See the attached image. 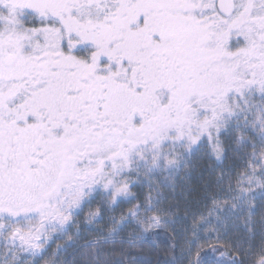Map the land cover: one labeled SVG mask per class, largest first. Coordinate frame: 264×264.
Returning <instances> with one entry per match:
<instances>
[{
    "label": "snow or ice",
    "instance_id": "snow-or-ice-1",
    "mask_svg": "<svg viewBox=\"0 0 264 264\" xmlns=\"http://www.w3.org/2000/svg\"><path fill=\"white\" fill-rule=\"evenodd\" d=\"M226 141L244 170L221 172L212 211L194 218L179 258L165 264H264V0H0L6 261L16 264L19 249L39 264L48 237L66 235L98 197L89 220L138 200L131 189L143 175L171 177L202 145L222 163ZM160 203L156 188L110 217L106 238L77 264H125L106 246L129 227L134 243L174 226L180 218ZM241 217L244 233L228 247L199 243L228 236Z\"/></svg>",
    "mask_w": 264,
    "mask_h": 264
},
{
    "label": "trees",
    "instance_id": "trees-1",
    "mask_svg": "<svg viewBox=\"0 0 264 264\" xmlns=\"http://www.w3.org/2000/svg\"><path fill=\"white\" fill-rule=\"evenodd\" d=\"M208 158L204 162V158H198L197 162L194 161L191 167L187 170L189 174H186V170L180 171L173 174L171 177L179 176L180 180H172L170 182L171 191L168 193V197L165 199L166 208L170 209V218L176 220L177 217L180 219L177 223L173 225H168L163 229H153L146 233L143 237L136 239L134 243H129L132 237L126 235H120L111 239L110 243L106 246L108 248L115 249V258H123L125 264H165L174 257L179 258V249L175 245L179 242L181 245L184 243V238H191V226L195 221L200 220V213L207 215L208 211L207 205L211 204V201L207 199L210 192H218L219 188L217 186V180L220 177L222 171L227 169H235L236 173L243 170L241 167L237 166L239 164L238 153L232 155L228 150L227 159L222 158V163L217 161V159L210 155V149L208 146ZM227 149L228 146H225ZM202 148V147H201ZM201 152L198 151L191 152L189 155L191 159H195L194 153ZM180 175H183L182 177ZM154 175L147 176L143 175V179L140 184H144V181H151L154 179ZM147 184V183H146ZM166 187V186H165ZM167 186V189L170 188ZM163 194L161 196V199ZM223 197V196H222ZM220 197V199L222 198ZM162 202V200H161ZM228 202V201H227ZM163 205V204H162ZM255 219H259V214ZM212 227H215V221ZM228 236H223L221 233L220 239L214 238L216 236H209V231L206 229L203 233L204 236H209L207 242L203 239L199 241L203 244L205 248L209 246H219L221 248L228 247L232 238L244 233L245 219L241 217L235 222V226L228 224ZM259 225H257V228ZM251 229V225H249ZM104 239V236H97L90 239L80 241L75 243V246L69 248L66 252H60L59 260L60 264H77L78 261L86 259V256H82L89 249L85 247L90 241L96 238ZM260 237L257 235L256 240L259 241ZM95 248V245L91 246ZM123 248L125 251L121 253L120 249ZM203 251V249H201ZM233 255H238L233 252ZM219 255V254H217Z\"/></svg>",
    "mask_w": 264,
    "mask_h": 264
},
{
    "label": "rangeland",
    "instance_id": "rangeland-1",
    "mask_svg": "<svg viewBox=\"0 0 264 264\" xmlns=\"http://www.w3.org/2000/svg\"><path fill=\"white\" fill-rule=\"evenodd\" d=\"M226 145L228 146L230 150L229 152L232 155H236L235 154L236 152L231 150L232 145L230 144V142L226 141L225 146ZM199 149L201 150V152L194 153V156H195L194 160L191 159L190 155L188 156L187 160L185 161L184 168L181 169L180 171L186 170L187 171L186 174H189V171L187 169L191 167V164L194 161L197 162L198 158L200 159L203 157L204 162H206L208 158V148L206 147V145H202L199 147ZM238 156H240L239 157L240 162L239 164H237V166L241 167L244 170V161L242 159V156L239 153H238ZM243 170L239 171V173L242 172ZM180 176L182 177L183 175H180ZM154 177L155 178L149 181V183L140 184L139 187H135L131 189L133 194L140 197L138 200L133 201L130 204H123L121 205L119 209H116L115 211H110L104 214L103 220H99V219L89 220V214L91 212L96 211V209L100 206L99 205L100 197H98L97 200L94 201L92 204L85 206L80 215L74 216L72 218L75 221V223L72 224L71 227H69L68 224L64 225V228L67 229L66 235L64 234L63 231H59V232L52 233L48 237L47 243L44 244V248L47 249V252L44 254L43 258L39 260V264H48L50 259L55 258V254H57L58 247H65L67 245V242L69 241V238L74 240L76 243H79L80 241H83L86 239H90V238L97 237V236H102L101 235L102 232H108L112 227L110 217L115 216L117 219H119L122 213L126 215L127 211L131 209L134 204L141 203L144 200L145 195L148 194L149 192H151V194L155 197L156 188L160 189L161 196L163 194V197L161 199L162 202L160 203L159 207L161 209L166 208V206L164 205L165 204L164 201L168 197V193L171 191L170 182L172 180H180V177L174 176L173 178H166L167 177L166 172L159 176L154 175ZM131 179L137 180L138 178L134 176ZM161 181H165V183L169 185L170 188L167 189V187H165V183H161ZM150 184L155 185V187H150L149 186ZM256 191H259V189L257 188ZM221 199H223L226 202L228 201V198L226 196H223ZM208 206L209 208L207 210L212 211V204L207 205V207ZM132 231H133V228L129 227L125 233H122V235L132 237L131 236ZM78 233L79 235H77ZM214 238L216 237H213V239ZM7 252H8V246L6 245V242L3 239H0V264H12V261L10 260V258L6 261ZM15 255L17 257L16 264H19L20 261H23V264H36V257H33L26 252H23L17 249Z\"/></svg>",
    "mask_w": 264,
    "mask_h": 264
}]
</instances>
